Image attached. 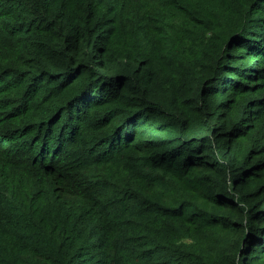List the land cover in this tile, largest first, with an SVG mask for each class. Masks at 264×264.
Listing matches in <instances>:
<instances>
[{
	"label": "trees",
	"instance_id": "trees-1",
	"mask_svg": "<svg viewBox=\"0 0 264 264\" xmlns=\"http://www.w3.org/2000/svg\"><path fill=\"white\" fill-rule=\"evenodd\" d=\"M0 264H264V0H0Z\"/></svg>",
	"mask_w": 264,
	"mask_h": 264
},
{
	"label": "rangeland",
	"instance_id": "rangeland-1",
	"mask_svg": "<svg viewBox=\"0 0 264 264\" xmlns=\"http://www.w3.org/2000/svg\"><path fill=\"white\" fill-rule=\"evenodd\" d=\"M205 42H208V41H205Z\"/></svg>",
	"mask_w": 264,
	"mask_h": 264
}]
</instances>
